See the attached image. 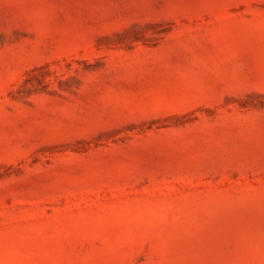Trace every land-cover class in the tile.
Here are the masks:
<instances>
[{"label": "rangeland", "instance_id": "374dc122", "mask_svg": "<svg viewBox=\"0 0 264 264\" xmlns=\"http://www.w3.org/2000/svg\"><path fill=\"white\" fill-rule=\"evenodd\" d=\"M0 264H264V0H0Z\"/></svg>", "mask_w": 264, "mask_h": 264}]
</instances>
